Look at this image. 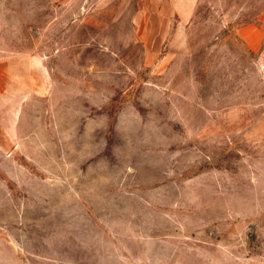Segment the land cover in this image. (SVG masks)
<instances>
[{
    "label": "rangeland",
    "instance_id": "1",
    "mask_svg": "<svg viewBox=\"0 0 264 264\" xmlns=\"http://www.w3.org/2000/svg\"><path fill=\"white\" fill-rule=\"evenodd\" d=\"M0 264H264V0H0Z\"/></svg>",
    "mask_w": 264,
    "mask_h": 264
},
{
    "label": "crops",
    "instance_id": "2",
    "mask_svg": "<svg viewBox=\"0 0 264 264\" xmlns=\"http://www.w3.org/2000/svg\"><path fill=\"white\" fill-rule=\"evenodd\" d=\"M8 100H11L12 101V99H8Z\"/></svg>",
    "mask_w": 264,
    "mask_h": 264
}]
</instances>
